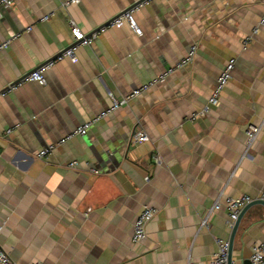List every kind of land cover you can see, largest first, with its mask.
Returning <instances> with one entry per match:
<instances>
[{"label": "crops", "instance_id": "1", "mask_svg": "<svg viewBox=\"0 0 264 264\" xmlns=\"http://www.w3.org/2000/svg\"><path fill=\"white\" fill-rule=\"evenodd\" d=\"M67 1L15 0L0 10V43L20 33L0 51L1 249L14 264H207L215 240L231 232L213 204L264 194V25L252 35L264 0ZM137 4L141 36L126 23L98 31ZM70 22L84 35L99 32L77 61L55 62L43 86L2 94L71 44ZM192 47L191 62L163 83L36 156L106 111L108 94H130ZM230 59L218 103L196 116ZM250 124L260 131L246 151ZM138 132L149 141L131 145ZM144 207L157 214L133 243ZM256 243L264 244L261 206L241 218L232 264L249 262Z\"/></svg>", "mask_w": 264, "mask_h": 264}, {"label": "built area", "instance_id": "2", "mask_svg": "<svg viewBox=\"0 0 264 264\" xmlns=\"http://www.w3.org/2000/svg\"><path fill=\"white\" fill-rule=\"evenodd\" d=\"M15 0H0V10L1 9H7L10 8L11 5L14 3ZM80 0H68L64 3V6H69L72 4L79 3ZM142 4H137L135 6H132L119 16L112 19L106 26H103L98 29L99 32H103L107 28H120L124 23H126L130 29L133 30V32L137 36H141L142 32L137 27L134 21V13L139 10ZM49 16H44L40 19L41 22H45L48 19ZM264 25V19H261L257 26L253 28L252 35H256L260 28ZM71 27V34H72V42L71 44L65 48L62 52H60L57 56H55L52 60H49L39 66L36 70L29 73L27 76H25L22 80L17 82L16 84L8 86L2 94L10 93L14 91L18 86H20L23 83L26 82H32L36 83L40 86L45 85V73L54 65L55 62L62 61L64 59L70 60L71 62H76V51L83 46L90 45L95 38L98 35V31L93 32L89 35H84L82 32L75 26L73 22H70ZM31 30V27L26 28V32H29ZM20 36V33L14 35L12 38L5 40L4 42L0 43V51L6 49L13 40L17 39ZM251 37H246L243 41V46H245L249 43ZM195 47H192L189 50V53L185 58L180 60L173 68L167 69L165 72L155 76L148 82L144 83L141 87L133 90L130 94L117 99L112 96V94H108L109 100H110V106L109 108L93 118L92 120H89L85 122L80 127L76 128L72 132H70L67 136L64 138H61L57 143L50 144L42 149H40L36 156L38 158H45L47 156H50L55 148L57 146L65 144L67 141L74 137H83L85 136L89 129L92 127V125L99 120L103 119L107 115L111 114L112 112L116 111L118 108L127 105L130 101L138 97L141 93L147 92L149 89L155 87L158 84L163 83L168 76L173 74L177 69L183 68L188 63L191 62L192 57L194 56ZM234 68V59H230L223 70L220 72L219 76L217 77L216 83L211 90L210 96L207 100V104L202 108V110L195 114L196 116H204L209 112L210 107L215 106L218 103L219 96L226 85V83L231 79V73ZM11 129H7L5 131L6 134L11 133ZM260 131V127L255 125H248L245 131V137H246V151L250 148V146L253 144V142L256 140L258 134ZM149 138L143 133L138 132L132 137V140L130 142L131 145L136 143H142V142H148ZM77 165V162L73 161L69 164L71 168H74ZM94 174H97V170H92ZM147 181V178H146ZM257 200H261L264 202V194L261 195ZM253 199H251L248 196H242L238 198H226L223 203L221 202H215L210 209L211 212L219 211L223 209L227 215L228 218V224L229 227L232 229L234 223L238 219L240 213L242 210L252 203ZM157 209L154 207H144L135 221L132 224V242L133 243H140L146 238V227L149 224V222L156 216ZM205 224V221L202 223V225ZM1 230V226H0ZM216 244V251L211 256V259L207 264H227V257H228V249H229V242L223 241L220 239L215 240ZM0 264H14L8 255L1 249L0 247ZM187 264H194L193 262L189 261ZM249 264H264V244L262 243H256L251 247V255L249 257Z\"/></svg>", "mask_w": 264, "mask_h": 264}, {"label": "water", "instance_id": "3", "mask_svg": "<svg viewBox=\"0 0 264 264\" xmlns=\"http://www.w3.org/2000/svg\"><path fill=\"white\" fill-rule=\"evenodd\" d=\"M253 206H261L264 208V202L261 200H256L253 201L252 203H250L249 205H247L242 212L240 213L238 219L236 220V222L234 223L231 232H230V237H229V249H228V257H227V264H232V245H233V240H234V236L236 234V231L238 229L239 223L241 218L243 217V215L247 212V210ZM243 264H249V262H244Z\"/></svg>", "mask_w": 264, "mask_h": 264}]
</instances>
